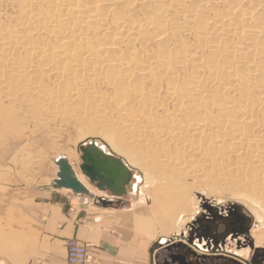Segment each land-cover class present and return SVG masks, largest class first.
<instances>
[{
	"label": "bare ground",
	"instance_id": "obj_1",
	"mask_svg": "<svg viewBox=\"0 0 264 264\" xmlns=\"http://www.w3.org/2000/svg\"><path fill=\"white\" fill-rule=\"evenodd\" d=\"M210 1L50 0L52 8L37 13L40 21L32 30L49 34L42 47H31L18 35L10 36V42L21 44L30 51V56L48 60L54 55L61 60L68 76H81L86 71L89 79H100L107 63L103 81L115 89L113 101L122 117L120 124L134 131L136 142L144 144L147 140L139 132L141 120H134L129 110L131 101L142 110L156 146L169 136L171 142L179 141L197 153L204 138L212 146L229 145L225 142L228 134L245 139L244 145L238 142L232 152L241 156L246 150L250 154L248 159L242 158L239 165L230 167H222L219 162L215 179L203 177V165L194 160L173 163L183 182L187 179L188 183L181 185L176 194L180 204L171 212L161 208L158 213L163 228L175 233L174 239L198 215L193 190L214 203L239 204L254 219L253 226L259 227L254 237L260 236L264 228V0H214L213 5L219 3L222 8L218 21L217 7L209 6ZM127 36L130 41L126 42ZM78 43L82 46L75 47ZM151 76L155 86L149 92L144 82ZM212 82L217 84L216 95L210 94ZM163 85L172 110L165 109L161 116L153 118L151 110L158 106V93ZM84 96L76 97L85 102ZM34 99L32 92L24 97L35 109ZM92 99L99 103L105 97L95 92ZM108 111L91 108L92 125H86L90 129L87 143L92 142L119 159L130 173L141 172L140 164L131 154L110 141L111 135L106 131L111 127ZM247 127L251 132L258 130V135L247 131ZM87 134L83 130L81 139L87 138ZM204 153L208 159L204 166H213L211 156L218 152ZM76 176L88 190L86 178L77 173ZM134 177L136 182L140 180L139 187L131 186L136 194L168 183V178L162 175L153 178L149 173H141L140 177ZM189 180L193 182L191 185ZM160 198L161 195L155 196L154 202L159 203ZM158 244L164 247L167 239H160ZM256 244L258 249L262 248L261 242ZM189 251L192 261L194 257H217L191 246Z\"/></svg>",
	"mask_w": 264,
	"mask_h": 264
},
{
	"label": "rangeland",
	"instance_id": "obj_2",
	"mask_svg": "<svg viewBox=\"0 0 264 264\" xmlns=\"http://www.w3.org/2000/svg\"><path fill=\"white\" fill-rule=\"evenodd\" d=\"M213 4L214 0H211L209 6L217 7L216 19L218 21L221 18L222 8L219 3ZM52 6L50 0H27L25 2L0 0V202H6L14 189L16 190L15 195L19 196L23 189L50 185L52 179H56L57 168L54 162L59 157H66L75 173L85 180L79 170L80 148L89 142L90 129L86 128V125H92L91 108L98 107L110 110L107 115L110 118L111 127L106 129L111 135L110 141L128 151L133 160L141 166V172L131 171L132 178L126 188L127 194L120 197L123 199L122 205L117 206L132 216L134 226L139 232L155 239H167L166 247L172 248L181 245L189 250L191 245L203 244L190 237L191 227L202 215L208 213L207 209L214 208L215 212L219 211L220 213L227 209H234L248 218V224L251 226V232L248 229V236L252 241V248L251 251L249 248H237L235 243L230 240L223 248L232 254L244 250L248 261L256 264L253 255L257 251L264 250V228L261 230L260 236L254 237L253 233L255 231L258 233L259 227L253 226L254 219L239 204H222L220 201L214 203L212 199L205 198L198 191L193 190L198 215L185 224L183 233L175 239L174 232L163 228L158 213L161 208L171 212L178 206L180 204L178 202L179 195H176L178 189L184 183H188L187 179L183 182V177L180 176V171L177 166H174V162L184 163L194 160L197 164L204 166V162L207 163L208 160L204 151L206 150L208 154L217 151V155L211 156L213 166L212 164L211 167L202 166V176L212 180L216 177L219 162L222 163V167H230L239 165L242 158L248 159L250 154L246 150L241 156L232 152V147L236 146L238 142L244 145L245 139H237L228 134L225 142L229 145L223 146L222 143L212 146L211 142L204 138L200 143V151L197 153L179 141L171 142L169 136L161 140L159 146H156L154 137L149 132L150 129L147 128L146 120L142 118V110L134 106L135 101H131L129 110L134 120L137 118L141 120H139L141 122L139 132H142V137L147 140L144 144L136 142L134 131L126 130L120 124L122 117H120L113 101L117 94L115 89L107 86L103 81L104 75L106 76L104 72L108 67L107 63L104 64L100 79H89L86 71L81 76H68L65 68H62L61 60L54 55H51L48 60L34 54L30 56L28 53L30 51L25 50L21 44L10 42V36L15 34L23 41H28L31 47H42L43 39L49 40V34L46 31L32 30L40 21L36 16L37 13L43 10L49 11ZM71 37L73 39V36ZM124 40L130 41V36L125 37ZM79 45L82 46L81 43H78L75 44V47H79ZM171 58V64H173V56ZM84 62L86 64L87 60L84 59ZM152 66L154 65L152 64ZM153 73L155 72L153 71L149 75ZM152 84V76L144 82V86L149 92L155 86ZM209 86L210 94L216 95V82H212ZM262 90L264 91V86H262ZM30 92L35 94L33 104H35L36 110L24 100L25 95ZM95 92L101 93L105 99L99 103L95 102L92 99ZM79 95H85L86 101L76 97ZM166 96V87L163 85L158 93V106L152 107L151 110L153 118L161 116L165 109L172 110V103L167 100ZM246 129L251 132L250 128ZM83 130H86L88 134L87 138L82 140ZM257 131L251 133L258 135ZM97 143L100 145L99 142ZM141 173H149L153 178L162 175L168 178L167 186L166 184L154 185V187L145 189L144 194L141 192L136 194L131 186L134 184L137 187L140 186V180L138 179L136 182L134 175L140 177ZM85 181L92 198L97 196L113 198L107 196L106 191L99 192L94 185L88 183L87 179ZM170 182L174 185L172 183L170 185ZM191 183L193 182L189 180L190 185ZM195 187L197 189V186ZM158 195H161V200L159 203H155L154 197ZM184 217L189 218L188 216ZM252 227H255L253 231ZM256 241L261 242L262 248L258 249ZM161 248L163 247L156 248L154 258L159 257L162 264L168 253L164 248ZM203 249L204 254L207 255L208 252H216L219 248L216 251H208L206 247ZM206 258L213 259L211 256Z\"/></svg>",
	"mask_w": 264,
	"mask_h": 264
},
{
	"label": "crops",
	"instance_id": "obj_3",
	"mask_svg": "<svg viewBox=\"0 0 264 264\" xmlns=\"http://www.w3.org/2000/svg\"><path fill=\"white\" fill-rule=\"evenodd\" d=\"M13 191L0 202V264H65L69 239L88 246V264H155L159 239L135 228L122 198H74L51 184Z\"/></svg>",
	"mask_w": 264,
	"mask_h": 264
},
{
	"label": "water",
	"instance_id": "obj_4",
	"mask_svg": "<svg viewBox=\"0 0 264 264\" xmlns=\"http://www.w3.org/2000/svg\"><path fill=\"white\" fill-rule=\"evenodd\" d=\"M80 154L81 164L79 170L90 184L94 185L99 191L110 193L115 198L126 195L125 189L129 186L132 175L119 159L105 153L92 142L81 147ZM54 164L57 168V173L56 179L51 183V188L66 190L74 198L92 199V195L79 182L67 159L59 157ZM98 202L104 206L111 204L110 201L105 200H99ZM182 247L177 245L167 249L166 251L169 254L165 258L164 264H187L186 257L178 253V250H186Z\"/></svg>",
	"mask_w": 264,
	"mask_h": 264
},
{
	"label": "flooded vegetation",
	"instance_id": "obj_5",
	"mask_svg": "<svg viewBox=\"0 0 264 264\" xmlns=\"http://www.w3.org/2000/svg\"><path fill=\"white\" fill-rule=\"evenodd\" d=\"M208 213L202 215L194 225L191 227V236L193 239L203 244L196 243L191 245L200 251L204 252V247L208 251L212 252L215 259L201 258L191 260V251L178 250L180 255H184L187 260V264H252L245 256V251L239 253H229L224 250L223 246L228 240L235 243L237 248H249L251 251L252 241L248 236V229L251 232V226L248 224V218L245 215L240 214L238 211L227 209L225 212H215L214 208L207 209ZM250 226V227H249ZM166 251V250H165ZM169 254V252L166 251ZM210 253V252H208ZM237 258L241 259L239 261ZM255 263L264 264V250L257 251L253 255ZM157 264H161L159 257L155 258ZM245 261V262H243ZM164 260L162 264H164Z\"/></svg>",
	"mask_w": 264,
	"mask_h": 264
},
{
	"label": "built area",
	"instance_id": "obj_6",
	"mask_svg": "<svg viewBox=\"0 0 264 264\" xmlns=\"http://www.w3.org/2000/svg\"><path fill=\"white\" fill-rule=\"evenodd\" d=\"M95 223L99 220L94 219ZM66 259L65 264H88L90 256L88 254V246L81 244L75 239L66 241Z\"/></svg>",
	"mask_w": 264,
	"mask_h": 264
}]
</instances>
